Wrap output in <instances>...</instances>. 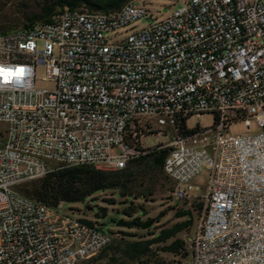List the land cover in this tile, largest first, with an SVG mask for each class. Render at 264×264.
Instances as JSON below:
<instances>
[{"label": "built area", "instance_id": "2783aa9c", "mask_svg": "<svg viewBox=\"0 0 264 264\" xmlns=\"http://www.w3.org/2000/svg\"><path fill=\"white\" fill-rule=\"evenodd\" d=\"M150 16L125 0L0 31V264H75L106 244L14 186L60 165L121 168L155 125L171 131L159 146L174 197L204 172L188 264H264V0H183L118 35Z\"/></svg>", "mask_w": 264, "mask_h": 264}, {"label": "trees", "instance_id": "16d2710c", "mask_svg": "<svg viewBox=\"0 0 264 264\" xmlns=\"http://www.w3.org/2000/svg\"><path fill=\"white\" fill-rule=\"evenodd\" d=\"M24 8L18 27L48 20L63 8L109 10L125 0H36L30 8L26 1L14 0ZM0 0V11L8 3ZM0 25V31L16 28ZM152 132V131H148ZM139 147L138 142L133 144ZM143 153L131 157L118 169H98L87 164L60 165L44 175L20 182L14 188L23 195L73 214L92 226L108 223L109 240L94 254L75 264H188L190 239L201 210L200 195L178 199L172 194V182L162 172L161 163L168 145L141 147ZM110 190V195L95 201L96 194ZM162 193V194H160ZM165 203L156 210L155 196ZM80 202L81 208L63 204ZM113 212V215H111ZM167 213L165 218L163 215ZM193 222V229H187Z\"/></svg>", "mask_w": 264, "mask_h": 264}, {"label": "rangeland", "instance_id": "374dc122", "mask_svg": "<svg viewBox=\"0 0 264 264\" xmlns=\"http://www.w3.org/2000/svg\"><path fill=\"white\" fill-rule=\"evenodd\" d=\"M9 2L6 3V5L2 8L0 11V25H6V24H15V27H18L20 25V21L23 18V10L24 8L21 7L19 4H17L14 0H8ZM36 0H30L26 1V3L29 5L30 8H33L36 3ZM183 0H135L136 3L142 4L144 8H146L147 13L151 14L149 18L141 17L140 19L134 21L131 23L130 26L126 28L120 29L121 32L118 34L123 35L133 29L139 28L141 26H144L152 19H159L167 16L173 8H175L177 5H179ZM42 75L41 71L36 72L35 79H34V85L36 87H45V88H51L53 86V82L46 79H40ZM196 121L195 118L190 117L187 119L188 124H193ZM198 123L200 125L208 124L211 119L210 116L207 114H201L198 119ZM156 125L154 126V129L152 132H146L140 137V145L142 147H149L154 146L157 143H165L167 142L171 137V131L169 128H161L159 130H156ZM254 126L251 125L250 130H253ZM230 131L232 133H239L244 132V129L240 123H234L230 126ZM193 183L198 184L199 188L193 189L192 195H200V193L203 191V184H204V172H199L195 177H193ZM162 194V193H160ZM110 195V190H105L103 192H99L96 194L95 201H102V197H107ZM159 195L155 196V199L152 200L154 207L156 210L161 209L164 207L165 203L162 202V200L158 197ZM189 198V197H188ZM187 199V198H185ZM68 206H72L75 208H81L82 203L80 202H74V203H65L63 204V207L66 208ZM166 212L162 218H165L167 216ZM73 214L75 216L79 215L78 211L73 210ZM199 214V213H198ZM111 215H113V212H111ZM198 216V215H197ZM197 219V217H196ZM98 222H101L100 229L107 232L108 223L103 222V219L99 218ZM193 229V222L189 225L187 231L188 233H191Z\"/></svg>", "mask_w": 264, "mask_h": 264}, {"label": "snow or ice", "instance_id": "6c2138e0", "mask_svg": "<svg viewBox=\"0 0 264 264\" xmlns=\"http://www.w3.org/2000/svg\"><path fill=\"white\" fill-rule=\"evenodd\" d=\"M19 71H23L22 69H20ZM5 73V70L3 68H0V76H3Z\"/></svg>", "mask_w": 264, "mask_h": 264}]
</instances>
